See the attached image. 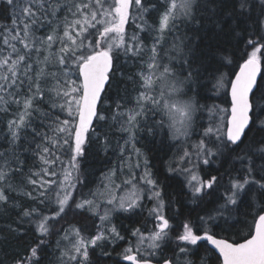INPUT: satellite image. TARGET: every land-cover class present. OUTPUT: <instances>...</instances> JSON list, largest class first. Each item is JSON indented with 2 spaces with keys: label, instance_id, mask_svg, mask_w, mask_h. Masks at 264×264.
<instances>
[{
  "label": "snow or ice",
  "instance_id": "snow-or-ice-1",
  "mask_svg": "<svg viewBox=\"0 0 264 264\" xmlns=\"http://www.w3.org/2000/svg\"><path fill=\"white\" fill-rule=\"evenodd\" d=\"M0 264H264V0H0Z\"/></svg>",
  "mask_w": 264,
  "mask_h": 264
},
{
  "label": "trees",
  "instance_id": "trees-1",
  "mask_svg": "<svg viewBox=\"0 0 264 264\" xmlns=\"http://www.w3.org/2000/svg\"><path fill=\"white\" fill-rule=\"evenodd\" d=\"M120 90L119 82H115L113 84V88L110 92L111 96H115L117 92ZM209 96H211V99L207 101V103L212 104H221L222 106H226L225 98L221 96H216V94L212 91H209ZM203 103V101H202ZM144 145V150L148 152L149 159L151 161V165L153 166L154 172H159V178L160 180L168 186L169 190L176 189L179 186V178H171L167 174V172L164 171V165L167 163L168 157L165 155V153L160 152L157 150L156 147L153 146L152 143H150L148 140L142 141ZM109 162L114 163L115 159L114 157L111 158V160H105L102 156L97 159H90L88 161L89 165L91 166L92 170L96 171L97 173L103 169V166L105 164H108ZM193 207L192 205H188L187 208ZM187 208L185 210H187ZM121 220L126 226H131V221L121 217Z\"/></svg>",
  "mask_w": 264,
  "mask_h": 264
}]
</instances>
